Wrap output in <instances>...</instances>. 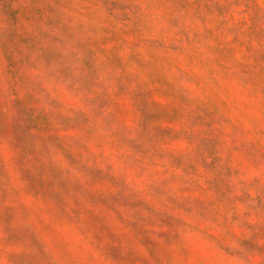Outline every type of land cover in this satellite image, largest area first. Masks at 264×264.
Listing matches in <instances>:
<instances>
[{
  "label": "rangeland",
  "instance_id": "rangeland-1",
  "mask_svg": "<svg viewBox=\"0 0 264 264\" xmlns=\"http://www.w3.org/2000/svg\"><path fill=\"white\" fill-rule=\"evenodd\" d=\"M0 264H264V0H0Z\"/></svg>",
  "mask_w": 264,
  "mask_h": 264
}]
</instances>
